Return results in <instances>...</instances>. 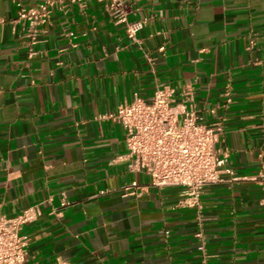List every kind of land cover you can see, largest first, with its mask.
I'll return each mask as SVG.
<instances>
[{
    "label": "crops",
    "instance_id": "0c3cea01",
    "mask_svg": "<svg viewBox=\"0 0 264 264\" xmlns=\"http://www.w3.org/2000/svg\"><path fill=\"white\" fill-rule=\"evenodd\" d=\"M129 1L138 41L87 0L55 6L32 44L0 0V215L42 204L26 264H264V0ZM157 82L192 87L223 127L236 179L206 186L201 213L118 160L126 132L108 114Z\"/></svg>",
    "mask_w": 264,
    "mask_h": 264
},
{
    "label": "built area",
    "instance_id": "2783aa9c",
    "mask_svg": "<svg viewBox=\"0 0 264 264\" xmlns=\"http://www.w3.org/2000/svg\"><path fill=\"white\" fill-rule=\"evenodd\" d=\"M66 1L84 7L87 0H38L35 3L15 0L18 19L28 23L32 44L50 21L54 7ZM100 1L115 22L125 25L128 37L138 41L145 20L130 17L132 3L129 0ZM108 117L119 122L126 132L127 151L118 160L129 161L133 172L147 174L153 186L180 187L184 196L182 203L195 207L199 213L201 193L206 186L225 181V174L236 179L233 170L226 166L227 154L217 148L223 127L220 122H204L190 86L179 98L173 86L157 82L150 99L138 97L124 102ZM255 179L264 190V172ZM133 186L135 183L127 185L126 190ZM42 214V204H35L14 215H0V264H26L31 236L25 228ZM200 226L198 248L206 257L201 223Z\"/></svg>",
    "mask_w": 264,
    "mask_h": 264
}]
</instances>
